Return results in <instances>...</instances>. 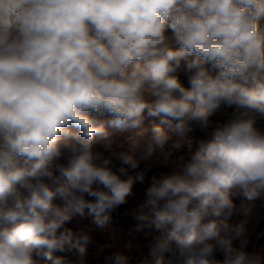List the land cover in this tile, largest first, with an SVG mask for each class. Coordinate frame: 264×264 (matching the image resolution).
Wrapping results in <instances>:
<instances>
[{
	"label": "clouds",
	"instance_id": "obj_1",
	"mask_svg": "<svg viewBox=\"0 0 264 264\" xmlns=\"http://www.w3.org/2000/svg\"><path fill=\"white\" fill-rule=\"evenodd\" d=\"M258 119L264 0H0V264H130L78 227L121 208L139 264H264Z\"/></svg>",
	"mask_w": 264,
	"mask_h": 264
},
{
	"label": "rangeland",
	"instance_id": "obj_2",
	"mask_svg": "<svg viewBox=\"0 0 264 264\" xmlns=\"http://www.w3.org/2000/svg\"><path fill=\"white\" fill-rule=\"evenodd\" d=\"M233 118H234V112L232 109L229 108H221L212 117L213 121L218 123L219 122L223 123ZM259 120L260 119L257 120V127L264 128V124ZM145 127H147V125H145ZM108 131L110 137H120L121 139H123L126 136L131 137L132 139L140 138L136 135V133H121L119 130L113 128H109ZM204 137H206L204 132H202V134H199L198 130H196L194 133L189 134L188 136L176 137L175 139L181 143L182 147L176 150L173 153V155L179 156L180 154L185 153V148L183 147V145L186 144L188 139H192L193 141H195ZM125 146L127 147V144ZM152 174L153 173H149V177ZM149 183H150V179L146 180L145 184L143 185L137 184L135 186L136 193L140 194L143 191V189L148 186ZM123 212L124 209L121 208L119 212L113 214V219L111 224L104 230H100L96 228V226L92 224L91 218H87L81 221L78 227L83 228L84 231H87L89 234H91L98 244H103V243L111 244L113 246L112 250H118L128 255V257L130 258V264H139L140 260L143 257L147 256L148 242L140 235L129 233V228L132 224V221L129 218L124 217L122 215ZM248 232H249V228L247 227V233ZM235 244L236 246L239 247L240 241L239 240L235 241ZM259 247H261L263 252L264 241L259 243ZM245 250L250 252L251 248H249V243H247ZM262 252L261 255L264 256V253ZM94 253H95V248L89 247L87 254L88 264H102V257L98 258L95 256Z\"/></svg>",
	"mask_w": 264,
	"mask_h": 264
},
{
	"label": "crops",
	"instance_id": "obj_3",
	"mask_svg": "<svg viewBox=\"0 0 264 264\" xmlns=\"http://www.w3.org/2000/svg\"><path fill=\"white\" fill-rule=\"evenodd\" d=\"M259 121L264 124V119H260ZM204 134L206 136V133ZM251 209L249 216H241L239 219L246 221V225L249 228V232L246 235H248L250 252L261 254L262 249L259 247V243L264 241V200L254 201L251 204ZM262 253H264V249Z\"/></svg>",
	"mask_w": 264,
	"mask_h": 264
},
{
	"label": "trees",
	"instance_id": "obj_4",
	"mask_svg": "<svg viewBox=\"0 0 264 264\" xmlns=\"http://www.w3.org/2000/svg\"><path fill=\"white\" fill-rule=\"evenodd\" d=\"M198 131H199V134H202V132L199 130V129H197ZM157 172H159V171H166V169H158V170H156Z\"/></svg>",
	"mask_w": 264,
	"mask_h": 264
},
{
	"label": "built area",
	"instance_id": "obj_5",
	"mask_svg": "<svg viewBox=\"0 0 264 264\" xmlns=\"http://www.w3.org/2000/svg\"><path fill=\"white\" fill-rule=\"evenodd\" d=\"M219 123H221V122H219Z\"/></svg>",
	"mask_w": 264,
	"mask_h": 264
}]
</instances>
